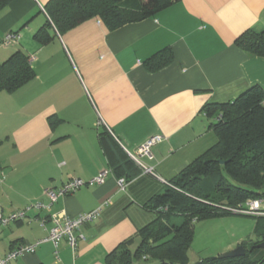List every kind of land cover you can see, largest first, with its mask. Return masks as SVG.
Wrapping results in <instances>:
<instances>
[{
  "label": "crops",
  "instance_id": "obj_1",
  "mask_svg": "<svg viewBox=\"0 0 264 264\" xmlns=\"http://www.w3.org/2000/svg\"><path fill=\"white\" fill-rule=\"evenodd\" d=\"M48 2L13 0L0 11V60L23 50L36 73L19 90L0 92V213L49 203L44 190L70 179L109 173L102 184H85L24 221L0 226V257L48 236L52 214L76 217L102 206L96 220L78 229L76 250L67 238L57 246L45 242L11 264H105L155 218L151 199L218 142L206 107L254 85L264 88V57L236 45L248 29L264 28V0H177L114 30L92 18L42 45L34 35L48 19ZM11 32L20 39L6 45ZM165 48L173 61L148 71L145 62ZM104 128L128 154L162 134L153 158H143L156 175L140 168L122 189L99 141Z\"/></svg>",
  "mask_w": 264,
  "mask_h": 264
},
{
  "label": "trees",
  "instance_id": "obj_2",
  "mask_svg": "<svg viewBox=\"0 0 264 264\" xmlns=\"http://www.w3.org/2000/svg\"><path fill=\"white\" fill-rule=\"evenodd\" d=\"M12 1L0 0V11ZM176 1L49 0L45 5L48 19L34 37L46 45L56 32L63 34L92 18L114 30L155 17ZM236 45L252 56L264 57V28L248 29L237 37ZM173 59L172 50L165 48L145 65L156 72ZM35 76L31 56L23 50L0 60V92L13 93ZM206 114L216 120L212 127L218 142L173 178L164 193L151 199L147 206L155 218L110 252L105 264H189L195 223L227 215L255 219L254 244L243 242V255L212 256L199 264H264V249L256 246L264 242V215L230 210L264 198V88L254 85L231 102L208 105ZM99 141L116 177L128 180L141 170L110 130L102 129Z\"/></svg>",
  "mask_w": 264,
  "mask_h": 264
},
{
  "label": "built area",
  "instance_id": "obj_3",
  "mask_svg": "<svg viewBox=\"0 0 264 264\" xmlns=\"http://www.w3.org/2000/svg\"><path fill=\"white\" fill-rule=\"evenodd\" d=\"M20 39L19 33H8L5 37L4 44L11 45L13 43L18 42ZM32 60V58H31ZM103 121H100L102 124ZM165 137L162 134H155L150 136L135 153L129 152L131 158L136 162V164L147 173L152 175H156L153 168L149 167L144 161L143 158H153L152 155V147L155 144L162 142ZM109 170H104L98 176L90 179L89 181H85L81 178H73L68 180L63 184L59 189L54 188H46L44 190V195L48 197L49 203H45L43 201H34L31 202L24 210H20L17 212L10 213L8 215H4L0 213V226H7L12 222L24 221L28 217V212L33 210H42L51 207L60 196H66L72 192L78 190L81 186L85 184H102L105 181V178ZM126 180L124 178L119 179L120 187L123 189L125 187ZM107 203V202H106ZM264 203V198H259L257 200H249L245 207L240 205L237 208H230V210L236 214H246V215H264V210L261 208V205ZM102 206L99 208L89 212L83 213L76 217H71L64 213L63 211L52 214L51 222L53 223L52 228L49 231L48 236L45 238L35 242V243H24L18 246L17 248L11 250L5 256L0 257V264H11L12 261L17 260L19 257L34 253L36 248L45 242H52L56 246L57 244L64 238H67L70 246L76 250L78 239L83 238V235H78V229L86 223L93 222L97 219V217L101 213Z\"/></svg>",
  "mask_w": 264,
  "mask_h": 264
},
{
  "label": "rangeland",
  "instance_id": "obj_4",
  "mask_svg": "<svg viewBox=\"0 0 264 264\" xmlns=\"http://www.w3.org/2000/svg\"><path fill=\"white\" fill-rule=\"evenodd\" d=\"M256 221L252 217L227 215L195 223V233L188 248L189 264H199L203 259L233 251L243 242L252 246L256 239Z\"/></svg>",
  "mask_w": 264,
  "mask_h": 264
},
{
  "label": "water",
  "instance_id": "obj_5",
  "mask_svg": "<svg viewBox=\"0 0 264 264\" xmlns=\"http://www.w3.org/2000/svg\"><path fill=\"white\" fill-rule=\"evenodd\" d=\"M256 246L259 247V248H263L264 249V242H261L260 244H257ZM244 253H245L244 246L243 245H239L233 251L226 252V253L222 254V256H239V255H243Z\"/></svg>",
  "mask_w": 264,
  "mask_h": 264
}]
</instances>
